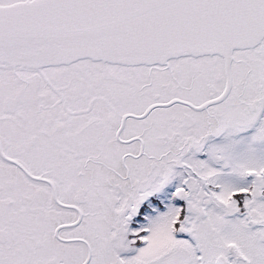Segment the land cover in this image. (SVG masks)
Listing matches in <instances>:
<instances>
[{"label":"snow or ice","instance_id":"snow-or-ice-1","mask_svg":"<svg viewBox=\"0 0 264 264\" xmlns=\"http://www.w3.org/2000/svg\"><path fill=\"white\" fill-rule=\"evenodd\" d=\"M0 264H264V0H0Z\"/></svg>","mask_w":264,"mask_h":264}]
</instances>
